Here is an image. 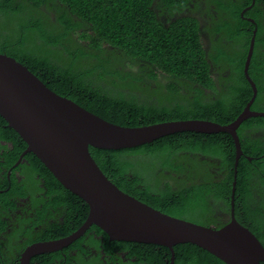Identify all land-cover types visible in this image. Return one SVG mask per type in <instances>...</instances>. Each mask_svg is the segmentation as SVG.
<instances>
[{
    "label": "trees",
    "instance_id": "1",
    "mask_svg": "<svg viewBox=\"0 0 264 264\" xmlns=\"http://www.w3.org/2000/svg\"><path fill=\"white\" fill-rule=\"evenodd\" d=\"M150 1L144 3L143 9L139 8V13V0H0V53L21 63L57 95L118 126L140 127L182 119L229 124L243 111L253 93L242 75L253 33L248 32L245 41L244 33L239 30V25L243 24L238 16L240 10L231 17L238 28L237 43L245 46L240 64L235 68L241 78L239 87L237 84L229 87L234 92L228 96L225 89H220L224 85L228 87L234 74L230 72L224 76L225 72L212 64L216 51L212 47L208 57L199 46L201 43L195 38H199L196 22H168L169 27H165L157 19L162 15L154 12ZM254 21L257 27L261 26L259 19ZM223 23L221 15H211L208 30L222 31ZM245 25L249 23L246 21ZM253 36L251 66L256 46L262 43L257 40L258 30ZM251 66L248 74L257 94L250 109L264 112V104L258 105V97L264 99V79L259 82ZM187 67L192 72L184 77L181 72ZM161 72L170 77H164ZM193 84H199V89ZM203 86L207 92L202 90ZM106 89L111 90L110 94L104 92ZM259 126H264V116L247 119L236 130L237 135H241L239 141L243 150H247L248 143L242 130ZM256 140L264 143L259 138ZM25 149L22 139L0 117V264H19V256L26 245L36 240L67 236L88 216L87 204L64 189L32 153L25 156L27 163L12 168ZM90 153L118 189L164 214L203 226L220 227L223 223L214 216V205L218 203L228 210L231 208L235 146L226 132L211 135L179 132L134 148H90ZM246 154L257 158L251 162L242 155L239 159L234 215L264 247V195L261 194L264 157ZM195 156L200 157L204 165L205 158L219 159V167L225 171L222 183L188 185V180L197 171L194 167L202 162ZM152 171L158 174L155 179ZM182 173L184 178L178 179L177 175ZM18 175L22 176L20 181L16 178ZM43 179L48 193L56 195L46 204L47 219L38 207L47 194L42 187ZM5 189L8 190L3 191ZM27 197L29 202L20 209L22 214L14 213L15 202ZM56 214L65 217L64 224L55 217ZM49 216L53 217L52 222ZM43 228H47L48 236L43 239L42 233L39 239ZM91 231L103 236L106 246H133L149 260L153 255L154 264L170 263L171 252L167 247L109 241L95 225L88 229ZM18 235L26 236V241L19 243L21 237ZM86 242L90 245L99 243L92 235ZM78 245L79 241H76L70 247ZM173 251L174 264H224L192 244H178ZM82 252L88 254L81 249L72 259L78 261L83 257ZM61 257L60 253H48L33 258L31 263L43 264L44 259L46 264H51Z\"/></svg>",
    "mask_w": 264,
    "mask_h": 264
},
{
    "label": "water",
    "instance_id": "2",
    "mask_svg": "<svg viewBox=\"0 0 264 264\" xmlns=\"http://www.w3.org/2000/svg\"><path fill=\"white\" fill-rule=\"evenodd\" d=\"M253 46L254 40L244 67L252 97L227 125L182 119L140 127L118 126L57 95L21 63L0 53V117L26 145L20 160L25 154L32 153L64 189L88 206V216L79 230L59 240L31 244L21 253L20 264H30V259L38 254L69 246L92 225L101 229L111 241L167 247L171 252L169 264H174L173 248L178 244L195 245L224 264L264 262V247L234 215L231 214L226 225L215 228L164 214L118 189L90 153V148H134L179 132L207 135L226 132L235 146L233 208L237 167L242 154L236 130L246 119L264 116V112L250 109L257 94L248 75Z\"/></svg>",
    "mask_w": 264,
    "mask_h": 264
},
{
    "label": "flooded vegetation",
    "instance_id": "3",
    "mask_svg": "<svg viewBox=\"0 0 264 264\" xmlns=\"http://www.w3.org/2000/svg\"><path fill=\"white\" fill-rule=\"evenodd\" d=\"M147 1L149 0H139L140 7L138 5V10L139 8L143 9V5ZM150 4H152V6L154 7V12L156 14L162 15L161 18H157V19L161 21L165 25V27H169L168 22H171L172 24H175L176 22L182 23L183 21H188V20H194L196 22L197 24L196 34L197 36L199 35V38L198 37H195V38L198 39L199 43H201V45L199 46H202V49L203 51L205 50L207 56H208L209 50L212 47L216 51L214 53L215 61H212V64L218 69L223 70L225 72L224 76L228 75L230 72L234 74V78L231 79L230 83H228V87L224 85V87L223 88L221 87L220 89V90L225 89L226 91L224 93L228 96L230 95L231 92H234V90H232V88L230 89L229 87H232V86L234 87V85L236 84L239 87V82L241 78V76L240 75L238 76V74L235 72V68H237V66L240 64L239 59L243 57V54H244L243 48L245 46L243 45V43L239 45L237 43V40H238L237 29L238 28H237V25L233 24V20L231 17L232 13H235L236 11L240 10L238 13V16H239V19L243 22V24L239 25L240 27L239 30L244 33L245 41L247 40V37L249 36L247 34L248 32H251L254 35L256 34L257 30L259 32V36L257 40L262 41L260 45L256 46L255 57H254L252 66L250 65L251 60L248 66L249 67L251 66L252 72L256 76L259 82L264 79V28L262 26V24L264 25V0H250L249 2H247V0H152L150 1ZM139 13H140V10H139ZM211 15H213V17H219L220 15L223 17L224 23H223L222 31L215 30V32H212L208 30L210 29L208 27L211 21ZM255 18L261 21V26L257 27L254 21ZM246 21L249 23V25L244 26V22ZM238 23L239 22H237L236 24ZM253 35H251L250 37L249 44L247 47V53L243 61L242 75L244 78L246 77L244 74V67L246 63V58L248 56V51L251 45V41L254 40ZM200 50H201V47H200ZM204 58L207 59L206 56H204ZM191 72H192V69L190 67H187L185 70H182L181 75L183 74L184 77L185 76L188 77ZM161 74L164 77H170L169 75L163 72H161ZM187 79L191 83H194L192 82L190 78H187ZM193 85L195 86L196 89H199L200 87L199 84L198 85L193 84ZM202 90H204L205 92L208 91V89L205 86H203ZM110 91L111 90L106 89L104 92H107V94H110ZM262 95L264 97V90L262 91ZM261 99H262L261 97H258V100H260L258 104L259 106L264 104V99L262 100ZM248 119H254V118H248ZM241 134L244 137V139H246V142L248 143L247 150H243L241 148L242 155L248 158V160L251 162L257 157H249L246 153L252 154L254 156L264 157V143H259L256 140V138L264 140V126L252 127V128L245 127L242 130ZM239 138L241 140V135L238 136V139ZM26 155L27 154H25L21 158V160L19 157V159L13 164L12 168L18 166L19 164L27 163L26 157H25ZM195 158H198V156H195ZM198 159L199 161L201 160L202 162L199 164V166L196 165L194 167V168H197V171L191 177V180H188L189 182L187 184L188 185H209L215 182V185H219L220 183H222L225 171L221 170V168L219 167L221 161L216 158L215 159L205 158L207 162L204 165L203 160L200 157ZM209 160H212V161H209ZM201 166H203L202 169L199 168ZM234 171H235V168L233 170V176H234L233 181L235 180ZM152 172L155 173V175L152 177L153 179H155L158 174H156L155 171H152ZM165 173L172 175L171 172H165ZM9 174H10V170H8L6 174L8 181H9ZM138 174L142 176H146L148 173H138ZM184 175L185 174L183 173L179 174L177 175V178L182 179L184 178ZM16 178L18 181H20L22 179V176L18 175L16 176ZM41 181L43 182L42 184L43 190L45 193H47L45 195L47 199L43 197V202L40 203L38 207H39L40 213L41 214L44 213L43 216L46 215L45 219H47L49 211L45 209L46 204L51 198L56 197V195L55 194L50 195L48 193V188L45 185L46 181L44 179ZM160 184L163 185L162 180L160 181ZM171 185H173L172 181H171ZM215 185H211V186H215ZM261 189H262L261 194L264 195V187H262ZM7 190L8 189H5L3 191H7ZM28 202H29L28 197L19 198L18 201L15 202V207H14L15 209L13 210L14 213L20 214L21 213L20 209H22V207H24ZM211 202H216V201L211 199ZM214 207H215L213 208L215 210L214 216L217 219H219L221 223L228 222V219L231 218L232 210L234 214V206L233 208L231 207L228 210L227 207H225L224 205L222 206V204L217 203L214 205ZM52 210L56 212L55 209H52ZM58 214H60V212ZM58 214H56L55 217L58 218V220L62 224H64L65 217L63 216L59 217ZM49 217L51 218L50 221L52 222L53 217L51 216ZM4 220L7 222V219H4ZM41 220L43 221V218H41ZM73 227H74V224L71 226V228ZM80 227H78L75 231H72L69 235L74 234L77 230L80 229ZM46 229L47 228H43L41 233L39 232V235L37 238L39 239L42 238V233H43V239L47 238L48 233ZM88 229L83 233L81 237H79L77 240L74 241V242L79 241V245L77 247H70V245L74 243L72 242L69 246L64 247L60 250L53 251V252H47L43 254L54 253V252L61 254L62 257L60 259H54V261L51 264H66V263H70V264L72 263L74 264H154L155 263L153 255H151V260H149L147 257L143 255L142 252L140 253L133 246L119 247L117 244H112V245L110 244L106 246L105 245L106 243L103 241V236L101 235L98 236L93 231L88 232ZM90 235H92L94 239L98 240L99 243L96 245L88 244L86 241H89ZM67 236H64L58 239H52V240L51 239L50 240H36L26 245L23 248V251L25 250V248H27L31 244L38 243V242L55 241V240L65 238ZM26 238H27L26 236L21 237L19 239V243L25 242ZM82 238L84 241L82 240ZM81 249L85 250L88 254H84L82 252L83 257H81L78 261H74L72 257L75 256L76 253L80 251ZM43 254H38L32 257L30 259V264H36V263H31L32 259L35 257L41 256ZM94 257L96 258V260ZM43 264H46V260L44 259H43Z\"/></svg>",
    "mask_w": 264,
    "mask_h": 264
},
{
    "label": "clouds",
    "instance_id": "4",
    "mask_svg": "<svg viewBox=\"0 0 264 264\" xmlns=\"http://www.w3.org/2000/svg\"><path fill=\"white\" fill-rule=\"evenodd\" d=\"M34 75V74H33ZM35 76V75H34ZM36 77V76H35ZM251 79V78H250ZM254 83V82H253ZM258 112H263V111H258ZM105 121V120H104ZM107 122V121H106ZM241 152H242V150H241ZM241 156H242V154H241ZM249 156V155H248ZM249 157H251V156H249ZM232 193V192H231ZM232 215H234L233 214V210H232ZM236 219V218H235ZM230 221V218L228 219V222ZM228 222H226V223H223L222 225H220V227H223L224 225H226ZM239 223V222H238ZM242 225V224H241ZM212 227H215V228H220V227H216V226H213V225H211Z\"/></svg>",
    "mask_w": 264,
    "mask_h": 264
},
{
    "label": "bare ground",
    "instance_id": "5",
    "mask_svg": "<svg viewBox=\"0 0 264 264\" xmlns=\"http://www.w3.org/2000/svg\"><path fill=\"white\" fill-rule=\"evenodd\" d=\"M162 123V122H161ZM156 124V123H155ZM152 125V124H151ZM146 126H148V125H146ZM188 221V220H187ZM190 222V221H189Z\"/></svg>",
    "mask_w": 264,
    "mask_h": 264
}]
</instances>
